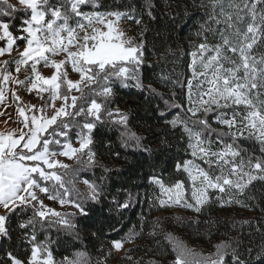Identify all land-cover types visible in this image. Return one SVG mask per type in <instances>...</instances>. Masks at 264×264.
<instances>
[{"label": "snow or ice", "instance_id": "snow-or-ice-1", "mask_svg": "<svg viewBox=\"0 0 264 264\" xmlns=\"http://www.w3.org/2000/svg\"><path fill=\"white\" fill-rule=\"evenodd\" d=\"M219 2L220 0H210L213 5V15L210 19H214L217 24L221 23L215 15V5ZM18 3L26 10H30V18H24L18 29L20 34L14 35L10 30V23L0 21V40L6 41V47H0V57L6 54L11 57L14 51L18 52V56L12 59H0V106L4 108L10 106L6 103L7 94L10 93L17 116L22 117L16 122L23 125V128L0 131V209L3 210V214H0V238L9 239L7 221L13 214H17L18 210L26 211L29 205L36 208L32 202L38 200L35 192L37 188L40 192L47 193L48 199H59L61 205L66 203L63 196H69L70 192L63 177L57 172H47L45 169H68L67 164L52 159L56 156H64L70 160L75 157L78 162L84 163L82 155H87V162L93 164L95 153L89 146L93 143L91 133L97 121L104 122L106 116L111 123L124 125V131L120 133L122 143L128 146L129 141H134L135 147L142 146L141 138L127 128L128 116L121 114L118 109L113 110L109 107L117 81L122 87H128V80L135 81L137 87H143L142 81L138 78L140 66L143 64V42L137 43L134 38L126 37L118 27V22L124 16L134 20L137 25L141 24L142 20L119 10H84L89 6L99 9L101 7L99 0H61L58 5L51 4L50 0H18ZM257 3H264V0H245L243 8L239 4L230 5L237 9L236 18L242 22L244 17L241 13L244 9H249L250 4L253 22L247 25L243 33L236 29V36L240 39L235 43L229 36L224 35L223 31L222 43L214 46L207 42L200 43L199 67L202 71H197V54H192L193 78L205 77L204 82L211 85L206 92H201L198 105L190 106L188 109L193 118V126L189 127V124L179 116L171 121H165L173 127L182 125L189 138L188 147L192 149V156L202 160L209 169L213 167L219 169V174L214 175L211 171L205 170L194 160H186L183 165H176L177 171L182 167L193 182L194 203L187 200L183 181L178 180L172 187H166L157 177H150V182L158 185L161 191V197L157 198L160 208L177 207L201 213L204 205L211 199L209 189L218 190L219 193L236 189L243 194L253 180L264 179V156L242 155V150L237 144L239 139H255L261 144V152H264V112L258 107V104L264 105V99L260 98L259 93V89L264 88V67H257L258 64L264 65V57L257 60L251 51L257 43L258 34H264V15H261L259 24L255 20ZM147 7L148 15L155 19L151 12L153 5L148 4ZM16 11V5L10 0H0V16L12 17ZM49 15L51 18H48ZM220 16L226 17L225 22L229 29L233 28L231 13H225L221 8ZM201 27L205 28L204 25ZM210 30L205 28V31ZM204 39L207 41L206 36ZM17 41L25 42L22 51L19 50L20 45ZM225 49L238 55L239 62L229 57ZM207 52L214 54L205 57L204 53ZM61 54L62 59H53ZM226 63L231 67H225ZM68 64H71L72 72L79 74V80L68 79ZM12 65H15V75L11 70ZM38 65L53 69L52 75L49 77L41 75ZM241 72L243 75H240ZM209 74L211 79H207ZM63 85H67L66 91L62 90ZM191 85L192 81H189L190 99ZM73 90L80 92V96L71 95ZM34 91L38 100L42 102L39 105L25 102L20 96V92L31 94ZM44 92L48 93L47 99L41 95ZM204 96L208 99H203ZM96 97H102L103 100L98 101ZM58 99L64 101L60 107L55 105ZM69 99L71 103H68ZM240 106H244L246 110L244 114L240 112ZM49 108L52 109L51 114L47 112ZM68 108L75 111L69 112ZM229 108L232 109L230 116L227 111H222ZM213 111H216V115L210 123L208 116ZM37 112L40 115H37ZM4 114L0 111V115ZM81 115L93 119H85L81 124L75 119ZM65 117L71 119L66 120ZM212 124L226 127L228 131L214 129ZM196 125L201 127L197 129ZM73 127L79 129L76 133L79 148L72 147L70 139H67ZM213 133L216 134L215 143L222 145L218 151L212 148ZM224 137H231L232 142L228 143ZM52 145L58 148L53 149ZM40 180L55 181L64 189L63 194L57 192L53 195L47 183L42 186ZM196 181H199L198 186ZM84 183L90 190L88 199L94 203L99 202L101 191L88 180ZM164 196L167 198H162ZM218 199L220 207L233 203L248 207L235 199L234 194L229 195L227 201L222 197ZM39 203L40 208L36 209L33 217L19 225L21 229L29 226L32 228L30 236L25 233V239L32 244L27 264H56L49 250V242H37L35 217L44 220L50 215L59 218L50 221V224L58 223L67 228H73L75 225L54 210H43V203ZM67 203H71L82 215H88L82 204L71 200ZM128 207L127 200L122 204L117 203L118 209ZM40 227L43 229L44 225L41 224ZM136 235L135 232H130L125 238L111 241L113 248L119 251L124 243L134 241ZM169 239L173 241L176 251L174 264H226L225 258L229 252L234 264H244L230 243L218 244L215 246L216 252L211 256L195 259L190 258L193 256L191 250L180 240L171 235ZM8 259L11 264H22V261L11 253H8ZM61 264H91V261L86 252L79 251L75 253L74 258L65 257Z\"/></svg>", "mask_w": 264, "mask_h": 264}, {"label": "trees", "instance_id": "trees-1", "mask_svg": "<svg viewBox=\"0 0 264 264\" xmlns=\"http://www.w3.org/2000/svg\"><path fill=\"white\" fill-rule=\"evenodd\" d=\"M60 2L61 0H50L51 4L58 5ZM244 2L245 0H220L215 5V15L221 21L219 24L210 19L213 15L210 0H99V9H93L91 6L84 9L119 10L142 20V23L137 25L134 20L129 19L135 25L137 43L142 41L144 45L143 64L138 73L143 87H137L133 80L127 81L128 87H122L117 81L115 94L109 105L111 109H122L123 114L128 116L127 128L141 138L142 146L135 147L134 141H129L128 146L122 143L120 133L124 131V125L111 123L106 116L104 122H96V127L91 133L93 143L89 146L95 153V162L78 165L68 171L95 184L101 191L99 202L94 203L88 199L85 193L76 187L73 179L69 178L70 183L66 182V186L70 198L82 204L88 215H82L79 210L65 214L64 218L75 225L73 228L62 227L57 223L50 224V221H55L50 215L44 220L35 217L37 242H49V250L57 264L65 257L74 258L75 253L79 251L86 252L91 261L96 259L115 264H166L168 260L176 257L170 235L186 243L192 242L203 250L227 242L237 250V255L244 264H264V179L253 180L243 194L236 189H230L226 193L209 189L211 199L204 205L201 213L191 217L186 215L187 213L180 216H164L157 199L161 197L160 188L150 182V177L155 176L166 187H172L176 181L182 180V174L177 171L176 165L193 158L188 147V136L182 125L173 127L165 121L179 116L189 127L193 126V118L186 108L192 54L200 56V43L207 42L212 46L222 43L221 31L229 36L233 43L240 39L236 36V29L243 33L247 25L253 22L249 10L251 5L241 13L244 17L242 22L236 18L237 9L230 5L239 4L243 8ZM148 4L153 5L151 12L155 19L148 15ZM202 4L204 6H201ZM221 8L225 13L232 14L233 28L229 29L225 22L226 17L220 16ZM261 15H264V3H257V24ZM29 17L30 10L17 7L14 16H0V21L9 22L13 34L19 35L18 29L22 20ZM48 18H51L50 15ZM202 25L211 30L205 31ZM17 43L21 45L23 42ZM4 45L5 41L0 40V47ZM225 51L227 52L226 49ZM251 51L257 60L264 57V34H258L257 43ZM212 54L214 53L207 52L204 56ZM227 55L239 62L238 55L231 52H227ZM224 66L231 67L227 63ZM257 67L264 65L258 64ZM240 75H243V72ZM259 93L260 98L264 99V88L259 89ZM258 107L264 112V105L258 104ZM222 111H227L230 116L232 109ZM245 111L244 106H240V112L244 114ZM215 115L216 111L209 113L210 123ZM75 119L78 120L77 117ZM84 120L80 121L81 124ZM195 127L199 129L201 126ZM212 127L228 131L219 124H212ZM78 131V128L73 127L68 138L77 137ZM224 139L228 143L232 142L231 137ZM212 140L213 150H220L222 145L215 143V133L212 134ZM237 144L242 150V155L264 156L261 144L255 139H239ZM57 148L58 146L55 147ZM198 162L205 170L214 175L219 174V169H209L202 160ZM59 172L61 176H67V170L60 169ZM50 186L51 190H54V184ZM233 194L235 199L248 207L235 203L220 207L218 197L227 201L229 195ZM150 198L154 201L153 205L148 206ZM126 200L129 207L118 209L117 203L122 204ZM35 211L29 205L26 211L18 210L17 214H13L7 221L10 239L0 238V264H11L8 253L21 260L22 264H27L32 244L25 239V233L30 236L32 228L29 226L21 229L19 225L33 217ZM41 224L44 225L43 229ZM130 232L137 234L132 241L134 244L115 259L110 252L111 241L125 238ZM225 259L226 264H234L231 252Z\"/></svg>", "mask_w": 264, "mask_h": 264}, {"label": "rangeland", "instance_id": "rangeland-1", "mask_svg": "<svg viewBox=\"0 0 264 264\" xmlns=\"http://www.w3.org/2000/svg\"><path fill=\"white\" fill-rule=\"evenodd\" d=\"M10 2L13 3L14 5H16V7L24 8V6L19 5L18 0H10ZM85 11H95V10H85ZM112 19H114V18H112ZM100 27H102V26H100ZM118 27H119L120 30H122L125 33L126 37L134 38L135 41L137 40V34H136L135 25H134V23L130 22V20L128 19L127 16H124V17L121 18V20L118 22ZM22 42L23 43L20 45V49H19L20 51L23 50V45L25 43L24 41H22ZM3 47H6V41H5V45ZM16 56H18V52L14 51L12 53L11 57L6 54L4 57H0V59H12V58H14ZM62 58H63V54H61L59 56H56V57H53V59H56V60H59V59H62ZM193 59L194 58H192L191 62H190L191 78L187 82V92H186V108L187 109H189L190 106H197L198 102H199V99H200V96H201V92H206L207 89L209 87H211L210 84L204 82L205 81V77L197 76L196 78H193V72H192ZM196 62H197V71L198 72L202 71V69L199 67L200 56H196ZM14 69H15V65H12V69L11 70L13 72V75H15ZM38 70L40 71L41 75H43L45 77H49L53 73V69L45 68V67H42L40 65H38ZM67 71L69 73L68 79H70L72 81L79 80V74L75 73V72H72L71 64L67 65ZM211 78L212 77L209 74L207 79H211ZM21 79H23V71H22V74H21ZM189 81H192V85H191V99L189 98ZM197 85H199V87ZM11 87H15V85H11ZM62 90L66 91L67 90V85H63ZM85 91H87V89H85ZM41 95H43L45 99L48 98V93L47 92H44ZM71 95L80 96V92H77V91L73 90L71 92ZM20 96L22 97L23 101H25V102H30V103L37 104V105L42 103L41 101L38 100L37 93L35 91L32 92L31 94H28L27 92H20ZM96 99L98 101H102L103 100L102 97H96ZM203 99H208V97L204 96ZM6 103L9 104L10 106H8L7 108H4L3 106H0V111H3L5 113L4 115H0V131L7 132V131H10V130H12L14 128H23L22 124L16 122L19 119H22V117H18L17 116L16 107H15V104L12 103L10 93L7 94ZM68 103H71L70 99H69ZM77 103L79 104L80 101H77ZM63 104H64V101L62 99H58V100L55 101L56 107H60ZM116 109H118L119 112L121 114H123L122 109L115 107L113 110H116ZM67 111L74 112L75 109L68 108ZM47 112H48V114H51L52 109L49 108L47 110ZM36 114L40 115L39 112H37ZM29 115H31V113H29ZM87 118L88 119H93L92 117H85L84 115H81L80 118L77 117V119L79 121L87 119ZM64 119L69 120L70 118L69 117H65ZM6 121H7V123H6ZM224 128H226V127H224ZM25 131H27V129H25ZM77 139H78V137H73L72 139H70L72 147H74V148H79V144L77 143ZM188 141H189V138H188ZM51 147L53 149H55V147H57V146L56 145H52ZM85 151H87V150H85ZM189 151H190V153L192 155V149L191 148H189ZM52 159L58 160L60 163L67 164L69 166L68 169H67V172H66L67 176L62 175L65 185H66V182L67 183L69 182V178H72L74 184L75 183L77 184L76 187H78L80 189V191L85 193V195L88 197L90 190L87 187V185L84 183L85 180H83V179L79 178L77 175L73 174L72 171H70V172L68 171V170H72L73 167L75 168L78 165H82V164L83 165H89V163L87 162V160H88L87 155H82V159H83L84 163L78 162L75 157L73 159H71V160L68 159L67 157H64V156H56V157H53ZM188 160H194V162L196 164H199L201 166V164L198 162V160H200V159H196V158L193 157L192 159H188ZM183 163L181 165H183ZM60 169L61 168L45 169V171H47V172H57L59 174L60 173L59 172ZM179 171L182 174V180L181 181L184 182V186H185V189H186L185 196H186V198H187V200L189 202H193L194 203V201L192 199L193 182L190 180V178L188 177L187 173H185L183 171L182 167H181V169ZM40 183H41L42 186L45 185V183H47V186L50 187V192L53 195H55L57 192H60L61 194H63V192H64V189L60 188L59 185L56 184L55 181H47V182H45L43 180H40ZM51 184H54V186H55L54 190H51V186H50ZM196 184L198 186L199 185V181H196ZM35 192H36V195H37V198H38L37 201H33L32 202L33 204L36 205L35 210L40 208V203L39 202L43 203V205H44V209L43 210H45V211H47L49 209L54 210V211L60 213L61 217H64L65 214L74 213L75 211L78 210L71 203H67L68 200L74 201V200H72L70 198V195L69 196H63V199H65L66 203L61 205L60 202H59V199H56V200L48 199V194L40 192L38 188L35 190ZM162 198L166 199L167 197L164 196ZM153 201H154V199L150 198L149 201H148V206L153 205ZM160 209H161L162 213L164 214V216L165 215L166 216H168V215H174V216L175 215H179L180 216V215H182L184 213H187L186 215L191 217L192 215L196 214V212H193L191 210L180 209V208H177V207L160 208ZM0 214H3V210L2 209H0ZM50 217L52 219H54L55 221L59 219L58 217H52V216H50ZM58 225H60V224H58ZM62 227H65V226L62 225ZM181 242L187 247V249L191 250L193 256L190 257V258L200 259L202 257H209L213 253L216 252V247H215L216 245L213 246V248H211V249L206 248L205 250H203V248H198L192 242H190V243H186L185 241H181ZM133 244H134L133 242L124 243L123 247L119 251H116L113 248L112 244H111V249H110L111 255L116 259V258L122 256L126 252V249L129 246L133 245ZM145 251L146 250H144L143 253H145ZM175 259H176V257L173 258V259L168 260L166 262V264H174ZM55 262H57V261L55 260ZM59 264H61V263H59ZM91 264H115V263L114 262H111V263L110 262H104V261H101V260L92 259Z\"/></svg>", "mask_w": 264, "mask_h": 264}]
</instances>
